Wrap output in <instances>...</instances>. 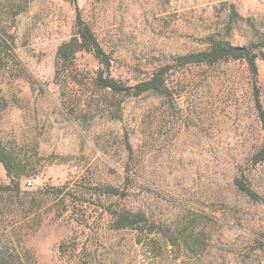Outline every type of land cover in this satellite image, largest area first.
<instances>
[{
	"label": "rangeland",
	"instance_id": "rangeland-1",
	"mask_svg": "<svg viewBox=\"0 0 264 264\" xmlns=\"http://www.w3.org/2000/svg\"><path fill=\"white\" fill-rule=\"evenodd\" d=\"M230 4L241 18L231 24ZM78 16L122 83L170 66L168 95L117 96L110 106L92 83L97 60L78 52L86 95L65 102L55 56ZM0 27L12 46L6 53L0 40V139L16 158L9 174L0 163V256L20 264H264V162L251 161L262 127L247 65L175 66L212 32L234 45L257 43L264 0H0ZM256 52L264 109V49ZM86 110L94 116L82 118ZM238 178L258 199L237 189ZM106 185L126 196L103 194ZM122 207L143 212L155 233L113 229L108 208ZM183 228L198 247L170 241Z\"/></svg>",
	"mask_w": 264,
	"mask_h": 264
},
{
	"label": "trees",
	"instance_id": "trees-1",
	"mask_svg": "<svg viewBox=\"0 0 264 264\" xmlns=\"http://www.w3.org/2000/svg\"><path fill=\"white\" fill-rule=\"evenodd\" d=\"M23 2L19 3L21 5ZM229 20L228 23H235L240 18L236 12L234 5H229ZM0 40L4 45V52L10 53L12 50L11 44L8 42V34L0 27ZM205 44L203 49L197 51H191L185 54H181L175 57V66L184 65H214L220 61L232 59V60H244L248 71L252 78V90H253V103L257 111L258 119L262 127V142L258 149L253 153L251 161L253 164H260L264 162V109L260 104L258 90H257V49H264V33L260 34L257 43L251 42L247 45H234L223 34L209 33L203 38ZM78 52H88L92 54L98 62V69L94 72L92 77V83L103 93L110 96L109 104L113 106L115 97L117 96H132L136 97L143 93L149 92L154 95L166 96L168 95L167 84L165 80V74L170 69V66H165L159 70L154 71L145 80L139 81L134 85H126L120 80L114 78L110 73V59L108 55L99 45L93 30L91 27L77 17L76 31L73 36L68 40L61 42L56 50L55 56V69H54V81L59 84L62 96L65 102L71 98H79L86 95L85 84L82 82L83 74L76 65V54ZM0 51V57H1ZM117 110H109L107 113L112 117L120 115L121 106L117 101ZM76 107L70 106L68 113L75 115ZM82 118L94 116V112L89 111L82 112ZM124 143L127 152L131 155L133 150L131 148L129 136L124 134ZM16 162L14 154L2 143L0 139V163L9 174L13 170V165ZM128 170V169H127ZM128 178V176L126 177ZM235 185L237 189L250 199H258V196L253 192L241 179H235ZM102 193L110 197L123 198L126 196L125 191L111 185H106L101 189ZM108 212L111 215V226L115 230L132 228L143 232L144 227L148 225V233H155L157 224L150 221L148 217L141 211H132L125 207L121 209L108 208ZM187 228H183L179 231L178 235H173L171 232L168 234V238L174 244L179 241L185 248L198 247L196 245L197 238L194 233L188 232ZM0 264H20L13 260H9L0 256Z\"/></svg>",
	"mask_w": 264,
	"mask_h": 264
}]
</instances>
